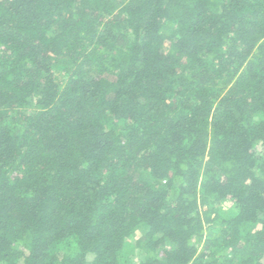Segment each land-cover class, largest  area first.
I'll return each mask as SVG.
<instances>
[{
  "label": "trees",
  "instance_id": "16d2710c",
  "mask_svg": "<svg viewBox=\"0 0 264 264\" xmlns=\"http://www.w3.org/2000/svg\"><path fill=\"white\" fill-rule=\"evenodd\" d=\"M0 264H264V0H0Z\"/></svg>",
  "mask_w": 264,
  "mask_h": 264
},
{
  "label": "rangeland",
  "instance_id": "374dc122",
  "mask_svg": "<svg viewBox=\"0 0 264 264\" xmlns=\"http://www.w3.org/2000/svg\"><path fill=\"white\" fill-rule=\"evenodd\" d=\"M229 205H230L229 203H225V202L222 204V206H223L224 208H228ZM139 237H141V234H140V232H137V231H136V232L134 233V236H133L134 240L137 239V238H139ZM200 248H201V247H200ZM137 259H138V257H137Z\"/></svg>",
  "mask_w": 264,
  "mask_h": 264
}]
</instances>
